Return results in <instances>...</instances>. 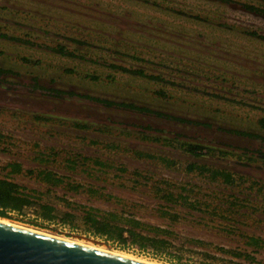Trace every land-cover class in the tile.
Segmentation results:
<instances>
[{
  "label": "rangeland",
  "instance_id": "374dc122",
  "mask_svg": "<svg viewBox=\"0 0 264 264\" xmlns=\"http://www.w3.org/2000/svg\"><path fill=\"white\" fill-rule=\"evenodd\" d=\"M248 7L264 0H0V178L76 216L5 220L157 264L264 245V16ZM108 211L167 228L173 247L78 219Z\"/></svg>",
  "mask_w": 264,
  "mask_h": 264
},
{
  "label": "trees",
  "instance_id": "16d2710c",
  "mask_svg": "<svg viewBox=\"0 0 264 264\" xmlns=\"http://www.w3.org/2000/svg\"><path fill=\"white\" fill-rule=\"evenodd\" d=\"M248 9L264 16V10L254 7H248ZM60 51L63 52L62 50ZM187 147V151L191 154H198V152L203 150L201 145H188ZM145 157L152 156L146 155ZM160 160L169 164L165 159ZM8 167L11 173H21V166L18 163L9 164ZM193 168V165L189 166L190 170ZM26 172L29 175L33 174L31 170H27ZM37 178L51 187L58 186L62 183L61 177H58L57 174L49 170L39 171ZM73 189H78V186L73 187ZM50 193L51 190H47L45 195ZM42 195L44 196V194L36 190H28L26 187L7 178H0V218L7 219L9 218L10 212L22 213L26 209L33 208L43 219L56 220L57 218H61L63 223L75 224V214L61 212L52 204L43 202ZM178 197L184 201L190 199L189 196H183L181 194ZM190 207L194 210L197 209V207L191 204ZM92 211L96 210L92 209ZM78 219L83 221V224L89 231L92 230L96 234L107 236L109 239H115L121 243L130 242L141 248H150L158 252H167L173 247L168 239L171 235L170 230L140 221L124 212L108 211L99 216L92 212H86L83 216H79ZM192 242L201 244V241L197 240H192ZM245 246L244 248H217V251L226 257L209 255L207 253H202V256L220 261L222 264H260V261L256 258V254L260 249H264L262 240L255 236H248L245 241ZM196 253L199 254L200 252Z\"/></svg>",
  "mask_w": 264,
  "mask_h": 264
},
{
  "label": "water",
  "instance_id": "95a60500",
  "mask_svg": "<svg viewBox=\"0 0 264 264\" xmlns=\"http://www.w3.org/2000/svg\"><path fill=\"white\" fill-rule=\"evenodd\" d=\"M0 264H145L0 221Z\"/></svg>",
  "mask_w": 264,
  "mask_h": 264
},
{
  "label": "bare ground",
  "instance_id": "6f19581e",
  "mask_svg": "<svg viewBox=\"0 0 264 264\" xmlns=\"http://www.w3.org/2000/svg\"><path fill=\"white\" fill-rule=\"evenodd\" d=\"M0 221L5 222V223H10V222H8L7 220H5V219H1V218H0ZM10 224H11V223H10ZM13 225H15V224H13ZM15 226L21 227V226H19V225H15ZM23 228H25V227H23ZM58 238H61V237H58ZM61 239H63V240H67V241H71V242H75V243H77V244L84 245V246H88V247L95 248V249H98V250L107 251L106 249H103V248H100V247H96V246H92L93 244H92V245H91V244L88 245V244H84V243H81V242H77L76 240L73 241V240L66 239V238H61ZM109 252H110V251H109ZM111 253L116 254V255H119V256H123V257H126V258H130V259H133V260H137V261L142 262V263H145V264H157V263H151V262H147V261H145V260H141V259L133 258V257H131V256H129L128 254H125V253H119V252H111Z\"/></svg>",
  "mask_w": 264,
  "mask_h": 264
}]
</instances>
